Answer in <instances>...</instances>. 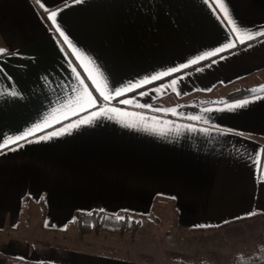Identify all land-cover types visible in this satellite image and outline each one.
<instances>
[{"label": "crops", "instance_id": "0c3cea01", "mask_svg": "<svg viewBox=\"0 0 264 264\" xmlns=\"http://www.w3.org/2000/svg\"><path fill=\"white\" fill-rule=\"evenodd\" d=\"M222 2L232 23L216 0H0V141L34 129L0 149V264H203L184 236L264 232V0ZM94 65L143 86L104 101ZM89 212L139 226L80 235Z\"/></svg>", "mask_w": 264, "mask_h": 264}, {"label": "rangeland", "instance_id": "374dc122", "mask_svg": "<svg viewBox=\"0 0 264 264\" xmlns=\"http://www.w3.org/2000/svg\"><path fill=\"white\" fill-rule=\"evenodd\" d=\"M130 220L139 221L136 218ZM161 227L162 229L166 228V225L163 224ZM260 231L248 229V231L235 238L222 235L219 236L220 240L216 242H209L206 239L207 236H184L181 240V245L184 251H187V254L190 253L196 256L200 259L199 262L203 264L229 263L235 259V256H239L238 258L244 260V264H264V232ZM135 250H138L140 259L142 258L144 260L149 258L152 261V258L155 257L154 253L156 249H152L149 246H140L139 249ZM146 255L148 258H146Z\"/></svg>", "mask_w": 264, "mask_h": 264}, {"label": "snow or ice", "instance_id": "6c2138e0", "mask_svg": "<svg viewBox=\"0 0 264 264\" xmlns=\"http://www.w3.org/2000/svg\"><path fill=\"white\" fill-rule=\"evenodd\" d=\"M75 3H82L83 0H74ZM216 5L219 7V9L224 13L225 18L229 19V23H232L228 11L225 8L222 0H216ZM56 16H57V12L56 11H52L49 15V19H51L54 23L56 21ZM57 31L60 32V35L64 37L65 42H68V37L64 34L63 31L60 30L59 27H57ZM233 31L236 32L238 34V39L240 43H244V39H240V32L241 30L237 29V28H233ZM243 35L246 37V39L251 40L253 39V35L250 33H247L246 30L243 32ZM260 35H264V33H260ZM235 47V43L231 41V39L229 40L228 43H226L223 47L218 48L216 50L213 51H209L207 53H205L204 55L199 56L197 59L192 60L191 63L195 64L198 62V60H204L208 57H212L217 55L219 52L225 51L229 48H233ZM6 50L5 49H0V54L5 53ZM89 63H93L91 60H89ZM188 65H182L181 67H187ZM94 69H95V75L93 76L92 73H89V78L92 79L93 81V85L96 88V90L99 92L100 97L103 98L104 101H110L111 99H113L116 96H121L123 95L125 92L127 91H132L134 88L137 87H142L143 85L140 83H132V82H128L127 85L122 86L120 88H115V87H110V85L107 82V78L104 76L103 72L100 70L98 65H94ZM177 71L176 68H172L170 69L168 72L163 73L162 75H168L170 74V72H175ZM160 76H152L151 79L152 80H156L159 79ZM150 81H148L147 79L144 81V83H148ZM175 83V82H173ZM81 84H83V81H81ZM84 92L87 95V100L85 101V103L88 106H95L98 102L97 98L92 96V94L90 92H88L87 88L84 89ZM5 93L0 91V95H4ZM13 97L19 96L21 95L19 92H17L16 90H12L11 93H8ZM122 103H130L129 100H123L121 101ZM112 111H115V109H113ZM101 112H103V109H101ZM95 115V114H93ZM84 123H87L88 121H83ZM35 130H39V125L35 126ZM34 134V129H27L25 130L23 133L18 134L14 137H7L5 138L3 141H0V149L9 147L11 144H15L18 143L20 140H26L27 137L31 136ZM248 216H252L255 215V213H248ZM237 219H239V217H237Z\"/></svg>", "mask_w": 264, "mask_h": 264}, {"label": "trees", "instance_id": "16d2710c", "mask_svg": "<svg viewBox=\"0 0 264 264\" xmlns=\"http://www.w3.org/2000/svg\"><path fill=\"white\" fill-rule=\"evenodd\" d=\"M252 90L240 89L227 95L224 100L241 98L252 94ZM75 224L80 235L89 232L98 233L103 230L116 228L123 232L127 225L131 227V233L134 234L139 226V221H132L127 215L117 218L114 215H105L98 212L76 213Z\"/></svg>", "mask_w": 264, "mask_h": 264}]
</instances>
